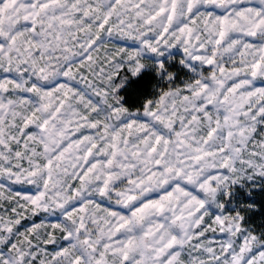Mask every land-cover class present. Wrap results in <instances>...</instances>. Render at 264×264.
Here are the masks:
<instances>
[{
	"label": "snow or ice",
	"instance_id": "snow-or-ice-1",
	"mask_svg": "<svg viewBox=\"0 0 264 264\" xmlns=\"http://www.w3.org/2000/svg\"><path fill=\"white\" fill-rule=\"evenodd\" d=\"M0 264H264V0H0Z\"/></svg>",
	"mask_w": 264,
	"mask_h": 264
}]
</instances>
